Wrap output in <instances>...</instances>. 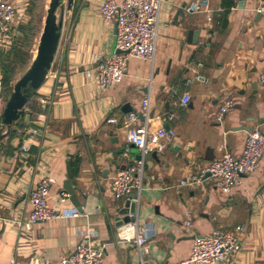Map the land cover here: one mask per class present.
<instances>
[{
	"label": "crops",
	"instance_id": "obj_1",
	"mask_svg": "<svg viewBox=\"0 0 264 264\" xmlns=\"http://www.w3.org/2000/svg\"><path fill=\"white\" fill-rule=\"evenodd\" d=\"M2 1L18 6L25 24L32 21L31 0ZM106 1H64L62 36L52 68L25 105L18 125L0 141V264L13 259L16 264H62L76 250L80 233L92 235L93 247L104 249V264H199L189 262L196 238L243 224L239 254L218 264H264V157L230 194H223L210 178L180 186L211 162L206 156L214 160L227 151L240 156L249 133L241 128L264 133V89L258 83L264 69V14L257 12L254 0H207L210 21L205 12L186 11L193 0H164L154 61L132 58L124 81L103 90L94 63L113 54L117 35L115 21L101 14ZM189 31L200 32L197 45L188 42ZM12 50L0 46V117L15 85L14 80L5 83L2 72ZM197 75L207 80L198 82ZM185 94L191 100L183 107ZM148 97V124L173 128L177 136L165 151L145 157L137 217L149 243L142 257L135 245L116 236L111 214L127 201L114 198L111 180L139 154L132 146L127 151L123 122L131 112L140 116ZM228 98L236 106L217 122L216 114ZM126 105L130 113H125ZM171 114L177 118L169 119ZM112 117L117 124L107 123ZM143 122L139 118L137 124ZM24 143L30 147L26 157L21 156ZM69 172L83 212L69 199L59 201L62 192L68 194ZM43 179L54 182L51 207L67 215L28 231L20 223L32 209L30 192Z\"/></svg>",
	"mask_w": 264,
	"mask_h": 264
},
{
	"label": "built area",
	"instance_id": "obj_2",
	"mask_svg": "<svg viewBox=\"0 0 264 264\" xmlns=\"http://www.w3.org/2000/svg\"><path fill=\"white\" fill-rule=\"evenodd\" d=\"M164 0H115L106 1L101 6V14L106 21H115L116 50L121 53H114L110 57L99 56L94 63L98 85L103 90L120 85L128 73L129 61L134 59L154 61L157 54L158 43V22L159 12ZM257 3V12L264 14V0H254ZM191 14L205 12L212 20L210 4L207 0H193L186 8ZM27 22L22 17L18 6L8 1L0 0V46H13L18 38L19 27ZM203 65H199L202 68ZM90 75V73H89ZM198 82H205L207 79L203 75H197ZM259 85L264 89V69L259 75ZM2 85H0L1 95ZM191 96L185 94L182 98L181 106L185 107L190 102ZM150 97L142 103V115L145 121L137 124L139 115L131 112L126 116L124 125L128 129L127 144L128 149L132 147L139 151L141 157L125 169L116 171L112 178V193L115 199L129 201L132 194V202L138 207L141 202V191L144 184V174L146 170L145 157L151 152L160 153L167 148V142L172 141L177 132L173 128L158 127L153 129L148 124L150 112ZM236 106L233 99L228 98L222 102V106L216 114V121L222 122L225 115ZM177 118L175 114L169 115V119ZM109 125L117 124L118 119L112 117L107 120ZM21 156L26 157L30 147L24 143L21 145ZM264 157V133L256 128L251 130L245 139V146L240 156H235L229 151L225 152L221 158L214 159L205 166L198 175L187 177L180 182L181 187H191L202 184L207 179H213L216 187L223 194H230L231 191L242 184L244 176L253 174L259 167ZM206 174H210L206 177ZM54 182L50 179H43L40 184L29 194L31 202V212L26 221L20 223L21 228L31 230L35 225L59 220L66 216V213L57 211L51 207L49 196ZM69 199V194L62 192L60 202L65 203ZM76 217V213L69 214ZM136 217L131 223L118 228L116 236L120 242L135 245L139 254L143 257L148 252L147 245L149 237L147 229L141 227ZM132 216V217H133ZM191 222H188L190 225ZM245 225H238L233 230L216 229L207 237L196 238L191 249L189 262L199 264L226 263L232 257L239 254L241 250L240 236L243 234ZM82 237L76 250L66 257L62 264H104V249L94 248L91 244V236ZM11 264H16V260H11Z\"/></svg>",
	"mask_w": 264,
	"mask_h": 264
},
{
	"label": "water",
	"instance_id": "obj_3",
	"mask_svg": "<svg viewBox=\"0 0 264 264\" xmlns=\"http://www.w3.org/2000/svg\"><path fill=\"white\" fill-rule=\"evenodd\" d=\"M65 0H52L49 9L47 10L45 25L41 33V38L39 45L37 47V57L33 61L30 68L25 72L26 74L15 83L13 87V93L11 94L9 100L7 101L3 113L0 118V141L7 137L18 125L23 112L24 107L28 103L31 95L41 87V85L46 80L50 69L55 61L56 52L60 43L63 20L61 17H57V10L59 8L64 9ZM117 31V27H116ZM200 36L199 31H189L188 42L193 45L198 44V39ZM116 40L113 45V54L121 53L119 50H116ZM125 113H130L132 108L129 109V106L126 105L124 109ZM155 111H152L150 116H154ZM139 118L142 121H145V118L140 114ZM242 130L250 132V127H243ZM237 129V130H241ZM123 154V151H119ZM155 155V154H154ZM141 157L140 154L136 155V159ZM206 160L213 161V156H206ZM125 169V168H124ZM210 174H206V177H209ZM72 174L68 173L67 183L65 189L69 194V200L72 202L74 207L78 209L79 212H83L81 202L79 200L78 194L72 185ZM127 201L123 207H117L114 211V214H111L116 221V227H121L125 224L131 223L136 220L137 213V204L132 202V198ZM133 216V217H132Z\"/></svg>",
	"mask_w": 264,
	"mask_h": 264
},
{
	"label": "rangeland",
	"instance_id": "obj_4",
	"mask_svg": "<svg viewBox=\"0 0 264 264\" xmlns=\"http://www.w3.org/2000/svg\"><path fill=\"white\" fill-rule=\"evenodd\" d=\"M52 0H36L35 7L30 14L32 19L30 27L33 30L31 33V41H23L20 43V52L25 54V58H27V63L24 66L20 65V62L15 63V77L14 84L19 81L21 77H23L26 71L30 68L33 61L37 57V47L40 42L41 33L43 31L47 10L49 9V5ZM63 9L59 8L57 10V17L61 19L63 17ZM64 18V17H63Z\"/></svg>",
	"mask_w": 264,
	"mask_h": 264
},
{
	"label": "trees",
	"instance_id": "obj_5",
	"mask_svg": "<svg viewBox=\"0 0 264 264\" xmlns=\"http://www.w3.org/2000/svg\"><path fill=\"white\" fill-rule=\"evenodd\" d=\"M36 0H31L30 5L28 8L29 15L32 13L34 7H35ZM30 23L28 24H22L18 29V38L15 40L13 44V50L9 53V56L7 59L3 62L2 65V72L4 73V82H12L15 77V63L20 62L21 66H24L27 63V58H25V54H22L20 52V43L23 41H31V33L34 29L30 27ZM34 92L31 97L35 94ZM30 97V98H31ZM2 115V114H1ZM1 118V117H0Z\"/></svg>",
	"mask_w": 264,
	"mask_h": 264
}]
</instances>
